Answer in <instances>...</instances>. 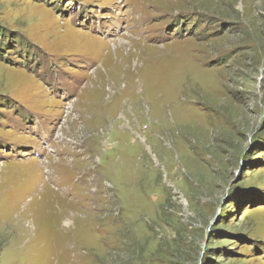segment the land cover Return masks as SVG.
Returning <instances> with one entry per match:
<instances>
[{
  "label": "rangeland",
  "instance_id": "rangeland-1",
  "mask_svg": "<svg viewBox=\"0 0 264 264\" xmlns=\"http://www.w3.org/2000/svg\"><path fill=\"white\" fill-rule=\"evenodd\" d=\"M0 264H264V0H0Z\"/></svg>",
  "mask_w": 264,
  "mask_h": 264
}]
</instances>
